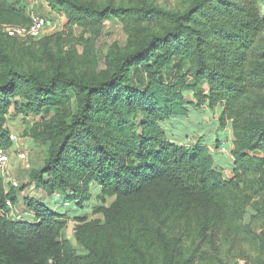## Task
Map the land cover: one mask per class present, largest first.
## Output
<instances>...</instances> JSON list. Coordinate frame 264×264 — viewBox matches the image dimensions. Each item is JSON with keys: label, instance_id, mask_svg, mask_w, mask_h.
Masks as SVG:
<instances>
[{"label": "trees", "instance_id": "16d2710c", "mask_svg": "<svg viewBox=\"0 0 264 264\" xmlns=\"http://www.w3.org/2000/svg\"><path fill=\"white\" fill-rule=\"evenodd\" d=\"M40 1L66 31L35 42L2 27L46 15L0 0V149L13 146V107L17 116L55 112L23 133L46 150L41 167L19 189L0 178V211L10 200L30 214H0V264H264V0H190L183 11L150 0ZM115 21L128 40L101 68L96 40ZM188 94L198 108H222V130L231 122V179L199 136L171 139L168 124L188 115ZM32 183L80 205L98 185L93 214L102 219L78 217L68 240L65 215L21 200Z\"/></svg>", "mask_w": 264, "mask_h": 264}, {"label": "rangeland", "instance_id": "374dc122", "mask_svg": "<svg viewBox=\"0 0 264 264\" xmlns=\"http://www.w3.org/2000/svg\"><path fill=\"white\" fill-rule=\"evenodd\" d=\"M150 1L158 5L161 8H164L166 10H171V11H183L187 8L190 2V0H150ZM25 3L29 7L28 10L31 11V13L32 12L40 13V14L43 13L46 15V17H49L50 27L46 30L45 35H56L58 33H63L66 31V24L63 19V16L54 14V13L47 14L46 13L47 7L43 4L42 1L25 0ZM79 34H80V31L75 32V36H79ZM32 40L35 42L39 41V39H35V38H32ZM127 40H128V33L125 31L123 25L120 22L115 21V22H109L105 24L102 35L96 40V47H97V52H98L99 59H100L101 68H104V56L106 55L107 51L115 45L120 48H124L126 46ZM78 49L82 52V48H78ZM170 70L171 71L168 73V75H173L175 72V67H172ZM172 77H174V75ZM136 79L137 78H135V80ZM186 99L187 101L189 100L190 102L191 101L193 102L195 100L197 101V99H195L194 96L193 97L190 96V94L186 96ZM12 110H14V107L11 109V111ZM54 114L55 112H50V113H47L44 117L37 116V118L34 119V122L40 123L45 118L50 119L51 117L54 116ZM18 116L19 117L17 119L15 118V120H10V122L8 121V124L6 126H8L9 128L12 127V130L15 132V134L18 133L19 138H25L23 137V133L26 130L25 127L28 128L30 125H33V123H31L30 121L29 122L23 121L21 118V115H18ZM172 128H175V126H173ZM13 150H17V148H14ZM20 150H28L30 152V163H31L32 169H38L39 167H41V165L43 164V160L45 158L44 157L45 153H46V150L44 148H41L35 145V147L33 146L31 149H29L27 145H24V147L20 148ZM12 169L15 170L14 178L17 179L21 185L23 184V182H26V183L28 182V179H27L28 175H26V172L29 170H22L20 167H18L17 169H14V167H12ZM31 190H32V187L30 185L29 187L25 189L24 193L22 194L21 200H23V198H29V197L36 198V199L43 201L47 205V199H46V195L48 196L47 192L44 193L42 191L38 196H34L33 194H31ZM53 197H59V200H60V202H58L57 204L56 203L52 204L53 207L51 206L52 210L55 213L60 211L62 207L67 208L69 211V212H64V211L59 212V214L65 215L66 220H68L69 222L68 228L65 231V237L68 240H71V241L74 240L75 227H76L75 219H77L78 217L88 216L89 220L102 219L101 215L93 214L94 209L97 206L101 205L100 200L96 199L92 203H85L84 205L82 204L80 205V204L68 203L63 197L59 195H55ZM112 201L113 199H109L106 205L109 206L112 203ZM48 203L50 204V202ZM21 216L27 217V215L25 214L23 215L22 213H21ZM252 216H253V211L249 210L246 215V221H249ZM28 219L30 220V217H28ZM229 261H230L229 264H246V261L241 260V259L239 260L236 258L230 259Z\"/></svg>", "mask_w": 264, "mask_h": 264}, {"label": "crops", "instance_id": "0c3cea01", "mask_svg": "<svg viewBox=\"0 0 264 264\" xmlns=\"http://www.w3.org/2000/svg\"><path fill=\"white\" fill-rule=\"evenodd\" d=\"M139 79L137 78L135 80L137 85L139 84L138 86H143L141 75ZM190 96H192V94H190ZM188 102L190 103V105L187 106L189 111L188 115L186 117L171 120L168 124L169 126L172 125V127L175 126V128L171 127L169 129V134L174 136L171 139L177 143H184V140H186L185 137L187 136H199L201 139L200 143L203 144V146L215 149L212 155L214 156V168L216 171L222 173L225 179H231L233 177V172L236 169L235 159L232 156L234 138L231 122H228L226 128L222 130L218 123L219 116L222 112L221 107H217L212 112H209L206 109L198 108L196 100L193 102L188 100ZM18 117L19 116L15 115L12 110L9 114L8 121L10 122V120H15V118L17 119ZM7 130L9 133L15 134L12 127L9 128L7 126ZM16 135H18V133ZM24 145H27V147L31 149L34 146V143H32L29 138H19L18 142L14 143V148L20 149L23 148ZM216 145H218V147ZM100 193L101 189L99 186L93 185L91 187L92 200L89 203L94 202ZM46 199L47 205L50 209H52V204L60 202L59 197H49L46 195ZM48 202H50V204ZM61 211L69 212L67 208L62 207L57 213Z\"/></svg>", "mask_w": 264, "mask_h": 264}, {"label": "built area", "instance_id": "2783aa9c", "mask_svg": "<svg viewBox=\"0 0 264 264\" xmlns=\"http://www.w3.org/2000/svg\"><path fill=\"white\" fill-rule=\"evenodd\" d=\"M31 18L32 23L28 27L3 26L2 30L11 36L18 37L23 40L28 38L41 39L45 36L46 30L50 27L49 17H40L35 14H32ZM21 118L23 121H30L34 125V119H36L37 117H34L33 115L29 114L26 116L21 115ZM25 129L27 128L25 127ZM10 139L13 142L12 148L10 150L0 149V178L3 180V185L6 187L7 190H10L11 188L19 189L21 187L20 182L14 178L15 170H13L12 167H14V169L20 167L22 170H31L32 168L30 163V152L28 150H20L19 148H17V150H13L14 143H16L19 139L18 135L10 133ZM196 145L197 141H195L194 139L189 140V147H193ZM214 150V148L210 149L212 153L214 152ZM31 187V194H33L34 196H38L42 191L46 193L43 189L37 187V185L34 183L31 184ZM6 206L8 210L7 213L6 211H0V214L3 217L5 216L12 221H29L28 217L30 214L27 213V217L21 216L17 205H15L12 201L7 200Z\"/></svg>", "mask_w": 264, "mask_h": 264}, {"label": "clouds", "instance_id": "9594fccd", "mask_svg": "<svg viewBox=\"0 0 264 264\" xmlns=\"http://www.w3.org/2000/svg\"><path fill=\"white\" fill-rule=\"evenodd\" d=\"M6 129H7V126H6ZM26 131V130H25ZM10 134V133H9ZM32 169V168H31ZM30 221V220H29Z\"/></svg>", "mask_w": 264, "mask_h": 264}]
</instances>
